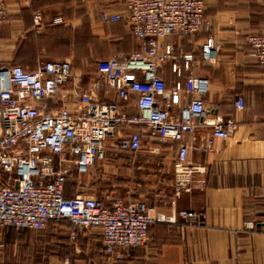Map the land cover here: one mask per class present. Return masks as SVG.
I'll return each instance as SVG.
<instances>
[{
    "label": "crops",
    "instance_id": "crops-1",
    "mask_svg": "<svg viewBox=\"0 0 264 264\" xmlns=\"http://www.w3.org/2000/svg\"><path fill=\"white\" fill-rule=\"evenodd\" d=\"M204 2L201 29L159 40L161 48L170 45L174 57L158 71L172 92L169 111L178 114L196 97L207 109L194 117L198 126L184 138L189 145L187 160L204 168L194 174L195 187L174 197L177 142L144 132L138 151L118 147L113 143L117 137L108 138L106 157L92 165L88 174L71 178L65 189L67 197L81 191L99 196L106 204L116 194L144 199L168 216L175 213L176 223H155L145 244L113 253L105 250L97 229L80 230L71 240L72 226L66 221L52 222L62 227L55 231L0 228V264H264V70L248 56L247 41L248 35L264 28V0ZM4 3L7 18L0 22V52L5 61L33 71L42 60L66 59L80 75L77 85L69 83L65 96L60 93L48 99L50 108H74L76 94L92 89L98 60L128 55L137 47L124 17V0ZM36 12L41 16L39 23L33 19ZM113 15L119 17L112 19ZM58 16L63 21L53 23ZM208 37L221 45L217 61L211 64L201 61ZM174 63L180 66L179 73L172 70ZM191 77L206 78L208 91L201 96L191 91ZM177 82L180 88L175 87ZM91 94L101 102H120L103 84ZM236 96L243 97V109L235 108ZM121 104L127 114L137 112L133 99ZM219 117L233 119L236 128L225 139L213 137L210 149L200 148ZM105 173L112 189L96 190L97 176ZM180 210L202 213L201 224L180 228L183 220L176 216ZM250 222L253 228L245 226Z\"/></svg>",
    "mask_w": 264,
    "mask_h": 264
},
{
    "label": "built area",
    "instance_id": "built-area-1",
    "mask_svg": "<svg viewBox=\"0 0 264 264\" xmlns=\"http://www.w3.org/2000/svg\"><path fill=\"white\" fill-rule=\"evenodd\" d=\"M124 1V17L131 24L137 47L128 55L98 60L91 89L103 84L120 102H101L88 90L76 94L72 109L50 108L48 99L65 93L69 83L78 84L80 75L73 71L71 62L42 60L31 71L5 61L0 52V228L42 230L51 222L66 220L72 225L71 240L80 230L97 229L103 247L113 253L117 248L145 244L155 223H176L175 213L168 216L144 199H124L116 194L106 204L81 191L65 195L67 178L88 174L92 165L106 157L105 142L113 137H117L115 145L130 151L142 148L144 132L161 141L177 142L172 181L175 198L190 193L195 187L194 174L204 169L187 160L189 145L184 140L186 132L198 126L194 117L207 111L204 102L196 97L178 114H172L168 108L172 92L158 71L174 60L170 45L161 48L159 40L171 35L184 37L201 29L205 2ZM118 17L113 15L112 19ZM6 18L5 3L0 0V22ZM33 19L39 23L40 13ZM62 21L58 16L52 22ZM247 41L248 56L264 70V28L248 35ZM220 51V43L208 37L202 45L201 61L215 63ZM172 70L179 73L180 66L174 63ZM175 87L180 88V83ZM190 89L201 96L208 91V80L191 77ZM132 99L137 112L127 114L121 102ZM233 103L236 109L244 108L242 96H236ZM211 127V136L200 146L204 150L212 147L213 137H228L236 122L219 117ZM176 216L183 220L180 228L200 225L203 218L202 213L192 210L177 211ZM245 226L254 227L251 222Z\"/></svg>",
    "mask_w": 264,
    "mask_h": 264
},
{
    "label": "rangeland",
    "instance_id": "rangeland-1",
    "mask_svg": "<svg viewBox=\"0 0 264 264\" xmlns=\"http://www.w3.org/2000/svg\"><path fill=\"white\" fill-rule=\"evenodd\" d=\"M106 176L102 177L100 174L97 176L96 179V184L94 185V188L99 191H110L112 189L111 185L113 184L110 180H108L107 174L105 173ZM100 198L99 196H97ZM101 199V198H100ZM60 227V226H59ZM59 227L55 226V223H50L49 226L46 228L47 231H55L58 230ZM62 228V227H60ZM63 231L65 229H62Z\"/></svg>",
    "mask_w": 264,
    "mask_h": 264
},
{
    "label": "trees",
    "instance_id": "trees-1",
    "mask_svg": "<svg viewBox=\"0 0 264 264\" xmlns=\"http://www.w3.org/2000/svg\"><path fill=\"white\" fill-rule=\"evenodd\" d=\"M71 178H67L66 183H65V189H66V184L70 181ZM61 221H66V220H61ZM60 222V221H58ZM69 225H71L68 221H66ZM52 223V222H51ZM72 226V225H71Z\"/></svg>",
    "mask_w": 264,
    "mask_h": 264
}]
</instances>
